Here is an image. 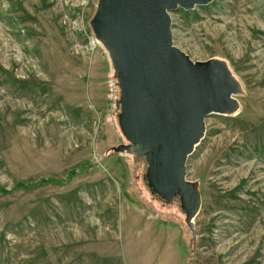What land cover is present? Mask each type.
<instances>
[{
	"label": "rangeland",
	"instance_id": "1",
	"mask_svg": "<svg viewBox=\"0 0 264 264\" xmlns=\"http://www.w3.org/2000/svg\"><path fill=\"white\" fill-rule=\"evenodd\" d=\"M97 3L0 0V264H264V0L169 13L173 46L240 86L186 161L195 240L179 202L147 188L144 160L111 152L126 142Z\"/></svg>",
	"mask_w": 264,
	"mask_h": 264
},
{
	"label": "water",
	"instance_id": "2",
	"mask_svg": "<svg viewBox=\"0 0 264 264\" xmlns=\"http://www.w3.org/2000/svg\"><path fill=\"white\" fill-rule=\"evenodd\" d=\"M211 1L98 0L90 22L119 90L117 125L126 144L111 152L145 161L147 188L166 203L178 197L193 240L201 199L197 184L186 181V161L204 137L206 117L236 112L240 86L223 62H192L173 46L169 13Z\"/></svg>",
	"mask_w": 264,
	"mask_h": 264
},
{
	"label": "trees",
	"instance_id": "3",
	"mask_svg": "<svg viewBox=\"0 0 264 264\" xmlns=\"http://www.w3.org/2000/svg\"><path fill=\"white\" fill-rule=\"evenodd\" d=\"M118 90V89H117ZM119 97V96H118ZM118 115V114H117ZM145 162V161H144ZM90 163L89 162H85L83 164H80L78 165V167L76 169H72L68 172L67 174V178H66V181L65 182H69L71 180V178L75 177L79 171H83ZM61 181H58V180H53V179H46V180H43V181H40L39 184H47V183H59ZM31 184H22V183H19L17 184L15 187L17 188H28L30 187ZM175 200L178 199V197H175L174 198ZM161 200V199H160ZM179 202V200H177Z\"/></svg>",
	"mask_w": 264,
	"mask_h": 264
},
{
	"label": "bare ground",
	"instance_id": "4",
	"mask_svg": "<svg viewBox=\"0 0 264 264\" xmlns=\"http://www.w3.org/2000/svg\"><path fill=\"white\" fill-rule=\"evenodd\" d=\"M118 95H119V90H118Z\"/></svg>",
	"mask_w": 264,
	"mask_h": 264
}]
</instances>
